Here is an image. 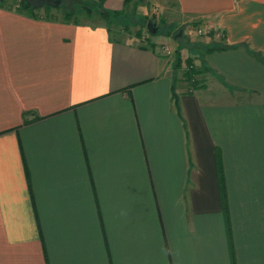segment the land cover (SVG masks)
Returning a JSON list of instances; mask_svg holds the SVG:
<instances>
[{
    "label": "crops",
    "instance_id": "obj_1",
    "mask_svg": "<svg viewBox=\"0 0 264 264\" xmlns=\"http://www.w3.org/2000/svg\"><path fill=\"white\" fill-rule=\"evenodd\" d=\"M101 3L189 47L0 6V264H264V0Z\"/></svg>",
    "mask_w": 264,
    "mask_h": 264
},
{
    "label": "rangeland",
    "instance_id": "obj_2",
    "mask_svg": "<svg viewBox=\"0 0 264 264\" xmlns=\"http://www.w3.org/2000/svg\"><path fill=\"white\" fill-rule=\"evenodd\" d=\"M21 0H4V5L9 8H19L20 7ZM61 5L58 6V8H52L49 11L45 10L44 7L38 8L36 10V14L38 16L48 19H56V20H63L65 16L66 11H73V15L68 18L70 22H78V23H89L94 22L95 20L101 19L97 13L95 12L96 2L97 0H61ZM100 2V1H99ZM102 2V1H101ZM83 6H90L92 11L86 12L87 10L83 8ZM20 9V8H19ZM122 13L121 15L111 18L109 22H106V20H103L105 24L111 29V31L114 30H126L131 32H138V36H141L142 38H146L147 36H153L157 34H165L167 33L168 38H164L165 41L159 42V45H169V41L171 42H177L180 44V48L188 46V41L186 40L185 34L188 29L183 26H175L170 30L171 27H169L165 22H163L159 17L161 16V13L158 10H154L153 14L150 15V17L146 18L139 14V8L136 6L130 5L129 3L121 9ZM48 12V13H46ZM48 14V16H47ZM163 18L170 19L171 15L165 17L163 15ZM152 22L155 26V33H151L147 28V23ZM204 22V21H203ZM202 23V22H200ZM167 29H169L167 31ZM181 32V35L178 37H175V35ZM187 38L188 34H186ZM200 36V35H197ZM216 39V38H215ZM189 40V39H188ZM192 42V41H189ZM189 47V46H188ZM187 58L182 56L174 57L175 67L179 68L180 66H183V69L185 70V60ZM184 60V61H183ZM183 61V65H180ZM184 70L182 71V74L184 73Z\"/></svg>",
    "mask_w": 264,
    "mask_h": 264
},
{
    "label": "trees",
    "instance_id": "obj_3",
    "mask_svg": "<svg viewBox=\"0 0 264 264\" xmlns=\"http://www.w3.org/2000/svg\"><path fill=\"white\" fill-rule=\"evenodd\" d=\"M101 1L102 0H97V2L95 3L96 4L95 12L97 13V15L102 20H106V22H109L111 18H114V17L121 15V13H122L121 9H119V10L118 9L117 10L107 9L102 5ZM61 3L62 2H60V4L58 6H60ZM19 5H20L19 8L21 10H26L30 15L35 16V17H39L38 14H36V10H38V9H34V8L28 6L24 0H21ZM0 6H5L4 0H0ZM58 6H55V7L43 6V7L45 8V10L49 11L52 8H58ZM83 8L87 10L86 12L92 11L90 6H83ZM46 13H48V12H46ZM72 15H73V11H66L63 21L69 22L70 20L68 18H70ZM47 16H48V14H47ZM74 23H78V22H74ZM136 34L139 35L138 32H136ZM185 62H186V64H185L184 76L187 80H190L193 84H196L197 81H196V79H194V75L203 71V68L202 69L194 68L192 62L189 61V59H186ZM222 196L224 199V196H225L224 191L222 192Z\"/></svg>",
    "mask_w": 264,
    "mask_h": 264
},
{
    "label": "built area",
    "instance_id": "obj_4",
    "mask_svg": "<svg viewBox=\"0 0 264 264\" xmlns=\"http://www.w3.org/2000/svg\"><path fill=\"white\" fill-rule=\"evenodd\" d=\"M213 32L216 39H220L221 32L218 28L214 27L211 23L202 22L195 26L194 33L195 35H204ZM161 49L163 50L164 54L170 56L174 54V50L169 45H160Z\"/></svg>",
    "mask_w": 264,
    "mask_h": 264
},
{
    "label": "water",
    "instance_id": "obj_5",
    "mask_svg": "<svg viewBox=\"0 0 264 264\" xmlns=\"http://www.w3.org/2000/svg\"><path fill=\"white\" fill-rule=\"evenodd\" d=\"M25 3L34 8V9H38L41 8L43 6H51V7H55L58 6L61 2V0H24ZM147 28L151 33H155V26L152 22H148L147 23ZM181 35V32H178L175 37H178Z\"/></svg>",
    "mask_w": 264,
    "mask_h": 264
}]
</instances>
